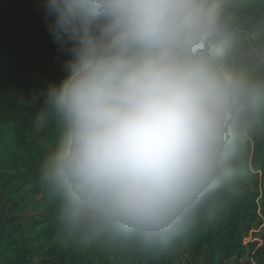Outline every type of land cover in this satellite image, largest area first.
Listing matches in <instances>:
<instances>
[{
  "label": "clouds",
  "instance_id": "1",
  "mask_svg": "<svg viewBox=\"0 0 264 264\" xmlns=\"http://www.w3.org/2000/svg\"><path fill=\"white\" fill-rule=\"evenodd\" d=\"M65 75L40 92L56 140L39 181L69 239L173 244L234 178L264 111L226 0H44Z\"/></svg>",
  "mask_w": 264,
  "mask_h": 264
},
{
  "label": "trees",
  "instance_id": "2",
  "mask_svg": "<svg viewBox=\"0 0 264 264\" xmlns=\"http://www.w3.org/2000/svg\"><path fill=\"white\" fill-rule=\"evenodd\" d=\"M44 0H0V142L9 131L8 157L0 152V204L23 193L28 223L18 237L0 232V264H264V111L255 115L238 145L230 185L173 244L150 248L123 238L69 239L57 231V201L39 181V166L55 143V128L37 130L32 115L40 92L65 75L66 54L47 30ZM232 29L264 37V17L247 22L261 0H226ZM19 33L20 45L7 34ZM43 37L42 40L38 37ZM56 53L52 68L46 51ZM264 76V54L251 53ZM248 239V240H245ZM45 241L47 244L40 246ZM36 246L42 259L32 260Z\"/></svg>",
  "mask_w": 264,
  "mask_h": 264
},
{
  "label": "rangeland",
  "instance_id": "3",
  "mask_svg": "<svg viewBox=\"0 0 264 264\" xmlns=\"http://www.w3.org/2000/svg\"><path fill=\"white\" fill-rule=\"evenodd\" d=\"M264 17V0H261V7L259 10L247 15V24L259 23ZM235 37L242 44V50L240 52V59L244 65L248 68H257L258 63L253 59L252 51H257L260 54H264V37H250L245 33L233 30ZM6 37L14 45H20L19 33H10ZM42 40L43 37H38ZM47 66L52 68L56 61V53L52 50L46 51ZM3 100L0 94V101ZM256 119L254 116L248 126H253V121ZM264 129H259V134H263ZM12 140L8 130L4 132L3 139L0 142V152L3 154V158L8 157L10 153V146ZM29 203V197L23 193L14 194L10 201H6L4 204H0V232L11 233L15 237H18L20 232L23 230L24 225L28 223L27 211L23 209V205ZM248 240V239H245ZM47 242L43 241L40 246L43 247ZM36 246L35 253L31 254L32 260L38 261L42 259V248Z\"/></svg>",
  "mask_w": 264,
  "mask_h": 264
}]
</instances>
